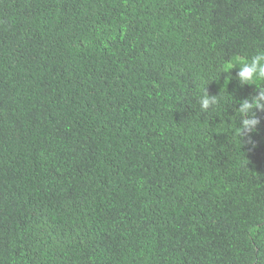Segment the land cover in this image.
I'll use <instances>...</instances> for the list:
<instances>
[{
	"label": "trees",
	"instance_id": "16d2710c",
	"mask_svg": "<svg viewBox=\"0 0 264 264\" xmlns=\"http://www.w3.org/2000/svg\"><path fill=\"white\" fill-rule=\"evenodd\" d=\"M261 53L264 0H0V264H264Z\"/></svg>",
	"mask_w": 264,
	"mask_h": 264
},
{
	"label": "clouds",
	"instance_id": "9594fccd",
	"mask_svg": "<svg viewBox=\"0 0 264 264\" xmlns=\"http://www.w3.org/2000/svg\"><path fill=\"white\" fill-rule=\"evenodd\" d=\"M225 69H232L231 63L224 65ZM238 79L242 83L255 84L259 86L261 81H264V53L257 55L251 62L241 60L240 70L238 72ZM264 100V92L259 93L258 97L254 98L251 102L245 100L240 108L241 113H246L253 108H264V104L260 101ZM210 100L205 97L202 99V107L207 108ZM259 123L258 119H245L243 121V127L247 129H253Z\"/></svg>",
	"mask_w": 264,
	"mask_h": 264
}]
</instances>
